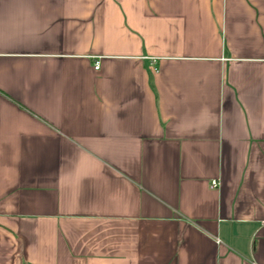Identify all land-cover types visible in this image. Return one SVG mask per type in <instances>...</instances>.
Here are the masks:
<instances>
[{
    "label": "crops",
    "instance_id": "0c3cea01",
    "mask_svg": "<svg viewBox=\"0 0 264 264\" xmlns=\"http://www.w3.org/2000/svg\"><path fill=\"white\" fill-rule=\"evenodd\" d=\"M0 264H264V0H0Z\"/></svg>",
    "mask_w": 264,
    "mask_h": 264
},
{
    "label": "built area",
    "instance_id": "2783aa9c",
    "mask_svg": "<svg viewBox=\"0 0 264 264\" xmlns=\"http://www.w3.org/2000/svg\"><path fill=\"white\" fill-rule=\"evenodd\" d=\"M99 68V63L97 62L96 63V65H95V69H98ZM217 184H218V182L216 181V180H214L213 182H212V185L215 187V186H217Z\"/></svg>",
    "mask_w": 264,
    "mask_h": 264
}]
</instances>
